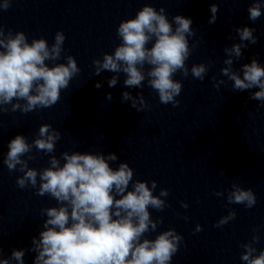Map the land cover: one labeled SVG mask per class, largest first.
Segmentation results:
<instances>
[{
  "label": "clouds",
  "instance_id": "clouds-1",
  "mask_svg": "<svg viewBox=\"0 0 264 264\" xmlns=\"http://www.w3.org/2000/svg\"><path fill=\"white\" fill-rule=\"evenodd\" d=\"M11 3L12 0H3L0 9H9ZM218 11V4L212 3L209 24L217 21ZM247 11L250 21L258 20L262 15L261 0H253ZM192 23L191 18L182 15L169 21L165 8L157 10L146 4L134 18L120 22L116 34L121 42L112 53H103L102 59L92 61L94 75L104 71L115 73L108 80L109 87L116 86L121 73L126 77L123 83L127 88H143L147 81L161 104L178 107L180 101L176 98L183 85L174 76L180 73L187 78L191 73L193 78L203 81L211 67L205 63L193 64L190 69L187 66L197 46H189V37L195 35ZM235 32L239 43L223 49L226 67L221 68V75L233 82L234 92L258 88L250 99L260 101L264 107V66L253 58L239 70L233 68L234 60L243 55L242 49L258 42L255 29L244 26L235 28ZM65 39L64 33L57 31L51 45L45 38L29 42L24 32H6L0 24V114L18 110L27 114L51 108L60 101L61 91L81 71L71 55L65 57L66 63H56L64 52ZM223 83L220 80L214 86L219 89ZM95 87L99 89L101 84L97 82ZM107 99H112L111 93ZM129 101L137 112L149 107L142 92L136 96L123 92L122 102ZM60 139L57 129L42 124L31 143L23 135L11 139L3 159L9 172L22 173L16 180L20 189L30 186L36 195H47L57 202V206L41 209L46 219L39 238L32 239L34 264H171L183 236L174 228L160 232L154 239L146 236L163 222L162 218L153 220L149 208L163 211L169 207L163 199L169 196V190L162 188L158 195L154 194L157 181L152 180L149 186L147 181L134 180V170L126 162L114 169L109 162L117 161L115 153L65 151L57 158L54 153ZM34 148L37 154L42 152L49 157L47 167L38 170L29 166V161L37 159L32 154ZM214 194L224 195L219 191ZM226 199L228 204H242L249 209L257 202L251 189L235 182ZM180 204L188 208L184 201ZM236 215L230 210L213 227L228 224ZM183 219L187 221L189 217ZM200 231L202 227L197 224L195 232ZM257 231L253 229L254 233ZM259 239L253 235L249 242L240 245L244 249L240 256L244 264H264V250L258 252L255 247ZM24 256V250L14 249L10 258L0 259V264H24Z\"/></svg>",
  "mask_w": 264,
  "mask_h": 264
}]
</instances>
